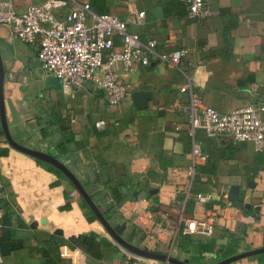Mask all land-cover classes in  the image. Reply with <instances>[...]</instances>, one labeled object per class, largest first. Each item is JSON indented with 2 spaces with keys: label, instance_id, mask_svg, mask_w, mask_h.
<instances>
[{
  "label": "crops",
  "instance_id": "1",
  "mask_svg": "<svg viewBox=\"0 0 264 264\" xmlns=\"http://www.w3.org/2000/svg\"><path fill=\"white\" fill-rule=\"evenodd\" d=\"M38 1L12 0L17 11ZM86 1L96 7L95 0ZM206 2L212 15L202 20L189 18L180 0H102L97 5L122 18L141 11L142 23L129 24L128 30L143 41L154 39L157 52L188 50L176 66L152 58L147 66L124 72L116 64V75L129 92L116 107L107 104L92 81L65 92L46 85L49 76L37 59V43H24L0 25L12 137L66 163L96 204L114 215L120 211L112 220L124 235L130 236L135 224L141 230L152 229L159 237L140 241L141 247L160 253L172 247L190 264L223 259L227 254H219L227 247L242 251L237 238L246 247H264V151H254L250 143L232 144L228 136H207L202 130L192 138L184 111L190 93L179 89L189 85L220 112L255 104L264 114V0ZM139 90L151 92L146 108H136L131 98ZM194 141L203 158L188 177ZM61 142L63 153L58 151ZM7 146V155L0 156V264H118L129 258L69 179ZM232 187L238 188L247 207H236L226 198ZM109 188L122 202L120 209ZM187 188L191 196L185 199ZM64 191L71 195L67 200ZM197 193L203 195L202 202L195 200ZM66 203L69 208H63ZM209 215L214 221L210 237L178 236L182 219ZM137 233L134 243L141 235ZM209 243L213 249L200 252ZM140 264L165 262L141 259ZM230 264H264V254Z\"/></svg>",
  "mask_w": 264,
  "mask_h": 264
},
{
  "label": "built area",
  "instance_id": "2",
  "mask_svg": "<svg viewBox=\"0 0 264 264\" xmlns=\"http://www.w3.org/2000/svg\"><path fill=\"white\" fill-rule=\"evenodd\" d=\"M180 1L186 5L187 16L191 19L202 20L212 15L206 0ZM143 17L141 11L131 13L127 18L107 12L96 13L86 0H39L23 11H17L12 0H0V25H6L24 43H37V59L41 67L49 77L59 81L64 92L74 88L83 89L85 82L92 81L95 88L103 92L107 104L113 107L129 94L126 84L116 75V64L124 72L147 66L152 58L176 66L188 54L185 48L157 52L154 39L143 41L140 35L130 32L128 25L141 24ZM179 89L190 93V101L184 111L189 116V135L192 138L197 130H202L207 136H228L232 144L250 143L254 151H264V114L257 105L247 104L229 112H220L205 104L189 85ZM191 153L192 164L186 170L188 177L195 174L203 158V151L195 141ZM190 196V188H187L184 197L188 199ZM194 198L198 202L203 201L200 193L195 194ZM3 214L4 208L0 206V225ZM134 226L143 237L141 241L159 237L153 235L152 229L143 227L141 230L138 225ZM177 230L178 236L210 237L214 231V221L211 215L189 217L182 219ZM144 231L147 232L146 236ZM118 264H140V260L133 256Z\"/></svg>",
  "mask_w": 264,
  "mask_h": 264
},
{
  "label": "water",
  "instance_id": "3",
  "mask_svg": "<svg viewBox=\"0 0 264 264\" xmlns=\"http://www.w3.org/2000/svg\"><path fill=\"white\" fill-rule=\"evenodd\" d=\"M4 77H5V69H4V65L1 59V54H0V126H1V129L4 133V136L8 144L20 152H23L27 155L32 156L33 158L37 160H40L46 164L53 166L54 168L59 170L67 179H69L73 183L75 188L78 190L80 195L83 197L87 206L96 216V218L101 223L103 228L113 239V241L116 242L120 247H122L129 253H132L136 256H140L144 258L164 261L170 264H190L187 259H180L176 256L170 255L169 253L154 252V251L142 248L139 245V242L143 239L141 235L139 236L140 237L139 241L137 243H134L133 236L137 233V227L133 226L131 228L130 236L124 235L121 227H119L118 224L112 220L113 217L115 218L120 215V211L117 212L116 215H114L112 211L108 210V207H102L96 204V202L94 201L92 197L91 191L84 186L83 182L78 178L76 174H74L69 169L66 163H64L59 158L51 155L48 152H45L35 147L26 146L12 137L9 131V126H8L7 117H6ZM45 84L46 85L51 84L56 87H60L59 81L53 77H47L45 79ZM131 98L136 108H139V109L146 108L147 102L151 98V92L140 91V90L134 91L131 93ZM91 181L94 182L93 176L91 177ZM108 191L110 195H112L113 197L112 189L109 188ZM238 194H239L238 188L232 187L228 193L227 198L229 201L233 202V204L236 207H247L248 205L243 204L242 198L238 197ZM113 200L115 201L116 208H119L121 203L116 201L114 197H113ZM106 213H108V217L106 216ZM123 225H126V224L124 223ZM139 234L140 232L137 233V235ZM239 247L241 248L242 251H239L237 253H232L231 255L223 259H220L212 264H230L234 261H237L243 258H253L256 255L264 254V247H259V248L246 247L243 241H240Z\"/></svg>",
  "mask_w": 264,
  "mask_h": 264
},
{
  "label": "trees",
  "instance_id": "4",
  "mask_svg": "<svg viewBox=\"0 0 264 264\" xmlns=\"http://www.w3.org/2000/svg\"><path fill=\"white\" fill-rule=\"evenodd\" d=\"M101 1H102V0H95L96 7H93V6L90 4L94 12H96V13H105V12H103V10H102L101 8L97 7V5L99 6V4H101ZM7 144H8V142H7V140H6L5 136H4V133H3L2 129H1V126H0V156H5V155H7V153H8V146H7ZM58 151H59L60 153L65 152V146H64V143H63V142H61V143L58 145ZM38 162L45 164L46 167H47L48 169H50V170H52V171H55V172H57L58 174L62 175V174H61L57 169H55L53 166H51V165H49V164H46V163H44V162H42V161H39V160H38ZM58 183H59V180L55 182V184H58ZM74 191H75V193H76L77 195L80 196V193L78 192V190H77L76 188H74ZM64 197H65V199L67 200V199H69V198L71 197V195H70L69 192L64 191ZM69 206H70V205H69L68 203H66V204L64 205L63 208H69ZM86 206H87V205H86ZM91 213H92V212H91ZM92 214H93V213H92ZM93 215H94V214H93ZM182 237H184L183 239H186V238H187L186 236H182ZM182 237H181V238H182ZM234 241L236 242V244H238V241H239V240H238V238H237V239H234ZM212 249H213V244H212V243H209V244L202 245V248H201L200 252H203V251H210V250H212ZM234 252H235V249H234L233 247H230V248L227 247V248H226V254H227V256L231 255V254L234 253ZM262 255H263V254L256 255V256H254V258L261 259V258H262Z\"/></svg>",
  "mask_w": 264,
  "mask_h": 264
},
{
  "label": "rangeland",
  "instance_id": "5",
  "mask_svg": "<svg viewBox=\"0 0 264 264\" xmlns=\"http://www.w3.org/2000/svg\"><path fill=\"white\" fill-rule=\"evenodd\" d=\"M239 240V239H238ZM240 241L241 240H239L238 241V245H237V247H239V243H240ZM244 245H245V243H244ZM240 248V247H239ZM219 251V250H218ZM170 255H172V256H176V257H178V258H180V259H187L186 257H183V255H181V253L179 252V251H177V249L176 250H170V249H168V251H167ZM226 252L224 251V253L222 252V251H220V254L219 255H224ZM131 255L129 256L130 258H132L133 256H136V255H134V254H132V253H130ZM139 260H141V259H143V257H140V256H136ZM188 260V259H187ZM189 262V261H188ZM190 263V262H189ZM169 264V263H168Z\"/></svg>",
  "mask_w": 264,
  "mask_h": 264
}]
</instances>
